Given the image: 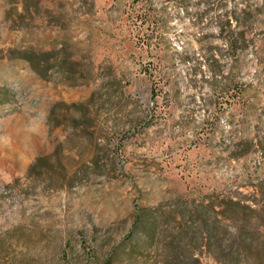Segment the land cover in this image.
<instances>
[{
  "label": "rangeland",
  "instance_id": "obj_1",
  "mask_svg": "<svg viewBox=\"0 0 264 264\" xmlns=\"http://www.w3.org/2000/svg\"><path fill=\"white\" fill-rule=\"evenodd\" d=\"M185 200L264 264V0H0V264H178Z\"/></svg>",
  "mask_w": 264,
  "mask_h": 264
},
{
  "label": "trees",
  "instance_id": "obj_2",
  "mask_svg": "<svg viewBox=\"0 0 264 264\" xmlns=\"http://www.w3.org/2000/svg\"><path fill=\"white\" fill-rule=\"evenodd\" d=\"M150 15V14H149ZM233 16L225 15L223 17H218V22L220 23V28L222 29L229 19ZM227 21V22H226ZM242 32L238 34L237 39H244ZM14 57H20L27 60L31 67L41 76L47 78V70L44 68L43 64L40 63L39 57L28 51H24L19 54H15ZM229 204L238 206L239 203L233 200L228 201ZM184 209L190 214V218H185L184 212L177 206L176 203H172L170 206V211L165 214V216H171L172 219L178 222V226L182 228V237L176 238L171 241L174 248L180 249L179 252L176 251V256L178 259V264H197L196 258V247L205 245L209 251L217 255V251L222 253L224 258H221V264H245L249 260V252L252 250L253 242L256 241V234L258 230L252 228L248 232L242 234V231L238 233V229L233 224L235 216H227L226 206H218L212 202H199L195 200L183 201ZM220 207V208H217ZM229 208V207H228ZM147 216L141 214L136 215L134 225L140 226L144 230L147 241L150 244L155 245L157 235L161 231V224L163 222L162 218H154L153 214L148 212ZM189 223L184 226V222ZM228 221H232V226ZM184 227V230H183ZM192 245V247H191ZM147 247V246H146ZM188 248V255L183 254V249ZM227 252V253H225ZM183 256L186 258L184 262ZM189 258V261L187 260Z\"/></svg>",
  "mask_w": 264,
  "mask_h": 264
}]
</instances>
